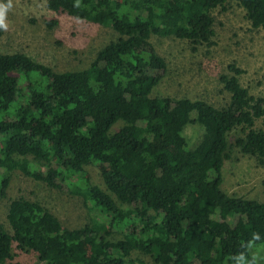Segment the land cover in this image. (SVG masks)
Returning a JSON list of instances; mask_svg holds the SVG:
<instances>
[{"label":"trees","instance_id":"1","mask_svg":"<svg viewBox=\"0 0 264 264\" xmlns=\"http://www.w3.org/2000/svg\"><path fill=\"white\" fill-rule=\"evenodd\" d=\"M228 1L48 0L49 10L109 25L118 38L79 71L0 52V189L14 172L57 188L58 179L74 177L84 182L75 192L106 219L69 228L41 204L14 199L11 233L0 224V264H21L13 244L34 253L35 264H146L134 253L156 264H264L253 250L264 247V201L221 188L234 148L264 166V129L256 126L264 96L241 84L235 63L220 76L228 95L222 107L153 93L167 63L150 39L210 45L213 12ZM236 1L252 28L264 29V0ZM192 123L205 132L190 150L182 132ZM39 161L56 174L36 169ZM92 163L103 166L105 189L86 176ZM130 222H138L131 238L124 234ZM116 233L124 236L114 241Z\"/></svg>","mask_w":264,"mask_h":264},{"label":"rangeland","instance_id":"2","mask_svg":"<svg viewBox=\"0 0 264 264\" xmlns=\"http://www.w3.org/2000/svg\"><path fill=\"white\" fill-rule=\"evenodd\" d=\"M47 1L0 0V4L11 5L4 16L7 29L0 30L1 53H23L56 72L79 71L91 64L101 48L118 38L109 25L91 23L84 16L57 14L47 8ZM134 8L139 9L138 6ZM213 15L215 34L210 45L193 49L188 41L166 35L150 39L156 53L167 63L162 80L154 88L155 95L199 99L216 108L222 107L228 102V95L220 82V76L227 72L229 64L235 63L243 70L241 84L251 94L264 96V29L252 28L245 18L244 9L236 0H229L226 10L215 9ZM52 21L55 24L50 25ZM120 126L116 125L113 131ZM256 126L264 129V117L257 120ZM204 132L202 125L188 124L182 132L187 148H196ZM36 169L44 174H56L55 166H49L44 161H39ZM102 170L103 166L92 163L86 166L85 174L93 185L105 189ZM222 172L221 188L224 192L264 201V166L255 157L243 155L234 148ZM2 175L3 171L0 170V178ZM57 182L60 188L20 172L12 173L8 186L0 189V224L11 233L7 213L11 201L20 197L41 204L69 228L91 223L95 218L105 222V217L94 209L92 203L75 192L78 187H83L81 179L71 177L65 181L58 179ZM117 205L123 209L132 208L118 201ZM137 227L138 222H130L124 234H129L131 238ZM124 234L116 233L111 239L118 240ZM253 250L257 257H264L263 246L254 247ZM12 254L15 262L37 263L34 253L21 252L15 244ZM131 258L141 259L146 264H156L150 257L140 253L132 254Z\"/></svg>","mask_w":264,"mask_h":264},{"label":"clouds","instance_id":"3","mask_svg":"<svg viewBox=\"0 0 264 264\" xmlns=\"http://www.w3.org/2000/svg\"><path fill=\"white\" fill-rule=\"evenodd\" d=\"M11 5H3L0 4V30H6L7 29V25L4 23V16H5V11L8 7H10Z\"/></svg>","mask_w":264,"mask_h":264}]
</instances>
